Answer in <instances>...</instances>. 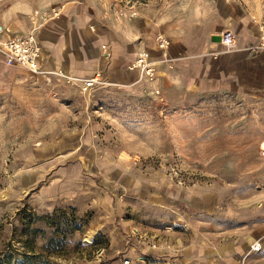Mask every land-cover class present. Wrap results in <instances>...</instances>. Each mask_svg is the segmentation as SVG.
<instances>
[{
  "label": "rangeland",
  "instance_id": "obj_1",
  "mask_svg": "<svg viewBox=\"0 0 264 264\" xmlns=\"http://www.w3.org/2000/svg\"><path fill=\"white\" fill-rule=\"evenodd\" d=\"M6 2L38 10L45 26L65 6L84 2L86 30L99 36L84 41L81 74L62 71L86 77L98 69L109 81L111 56L103 57L101 45L112 54L117 33L130 36L190 7L204 11L206 24L196 29L204 38L192 40L201 50L173 58L168 48L152 80L129 77L82 91L45 68L10 67L0 81V260L264 264V49L257 47L264 0ZM242 16L259 34L239 33ZM224 30L236 42L228 52L219 44ZM138 38L128 41L127 54L139 49ZM153 38L150 53L158 51ZM185 58L206 60L185 71L202 74L205 91L183 93L172 80L163 94L161 68ZM224 59L216 84L217 73L207 78L209 61ZM255 240L262 246L256 253L249 250Z\"/></svg>",
  "mask_w": 264,
  "mask_h": 264
},
{
  "label": "crops",
  "instance_id": "obj_2",
  "mask_svg": "<svg viewBox=\"0 0 264 264\" xmlns=\"http://www.w3.org/2000/svg\"><path fill=\"white\" fill-rule=\"evenodd\" d=\"M84 4V2H79L71 7L68 5L65 6L67 12L61 14L60 17L51 21L48 25L45 26L44 24L38 30V38L43 49L42 65L46 70H65L73 74L82 73L85 63L88 62L87 55L84 51V41L91 37V39H95V37L97 38L99 36L94 34L91 36V32L86 30V22H88L89 18L85 15ZM189 11L188 14H184L181 17H176V15L166 16L163 23L158 22L159 25L157 26L155 23H153V26L148 25L147 27V25H145L139 32H133L130 36L128 34H123L122 36L121 34H118L117 32L116 34L114 32V35L116 34L117 36L118 42L114 39L112 43L113 52L106 69L107 75L111 80L109 82L113 84L118 81H123L124 79L127 80L129 77H134L135 80H138V71L128 70L125 66V63H127L134 54H127L126 49L131 47L127 43L136 36H140V38H138L140 42L139 48H150L151 40L148 44L149 41L147 38L149 37L152 39L157 33H162L171 40V45L169 47V54L172 55L171 57L175 54H183L184 56L197 54L203 45L193 49L192 40H194L195 37L200 36L201 38H204V35L202 33L199 34L196 29H203L206 24V15L203 13L204 11H202V9H197L195 7H190ZM30 16L31 14H29V10L23 8L19 3H8L6 0H0V25L6 29L1 37L10 38L26 33L30 24ZM226 17L227 23H229V18L231 17L229 15ZM232 17L235 16L232 15ZM239 21L241 24L239 26L240 34H259L258 24L249 22L245 16H242V19ZM145 23L149 24L150 22L147 20ZM111 33L113 32L111 31ZM157 52L158 51L151 50V55L159 57L160 54ZM238 55L244 59L248 58L244 53ZM199 61L203 62L206 66L205 59L198 60L197 58H185L184 60L176 59V62H174L171 69L161 68V72H163L162 75H164L159 79L162 85V93H166L167 90H165V87L171 83L170 81L172 80L175 81V84H173L174 87H176V85L180 87L183 86V89L188 91H183V93L196 94L198 91H200L199 93L204 92L205 90L202 89V84L200 82L198 83V80H202L204 76L200 74L194 78L188 75L186 76L185 72L186 70L191 69V66L199 65ZM209 62L213 66L208 70L210 75L207 76V78H212L214 74L217 73L214 76L216 79L215 83L217 84L222 77V75L218 74L220 73L219 63L227 61L224 59L223 61H218L216 63L213 61ZM10 67L14 66H7L4 63V57L0 52V81H3L6 75L11 72ZM196 70L204 71L203 68L202 70L200 68ZM221 71L222 73L227 72L222 67ZM194 87H196V89L198 87V89L195 90ZM211 89H209V91L206 90L205 93L212 92Z\"/></svg>",
  "mask_w": 264,
  "mask_h": 264
},
{
  "label": "built area",
  "instance_id": "obj_3",
  "mask_svg": "<svg viewBox=\"0 0 264 264\" xmlns=\"http://www.w3.org/2000/svg\"><path fill=\"white\" fill-rule=\"evenodd\" d=\"M47 20V16L38 10H34L30 16V24L27 32L10 38L1 37L6 29L0 25V52L7 66L24 68L32 73H43L45 71L42 65L43 49L38 38V30ZM153 40L155 49L161 52L160 58L153 57L145 48H139L127 63L126 68L128 70H138L140 79H154L160 63L168 60L167 51L170 46V40L162 33L156 34ZM219 44L225 52L235 49L236 42L233 32L231 30H224L220 34ZM257 47L264 49V32L260 36ZM101 48L103 57L109 59L111 56L109 46L102 44ZM49 73L58 76L67 83L77 85L82 91L89 90L100 84H110L106 74L101 70H96L86 77L74 76L62 70H50ZM261 247V242L255 240L250 244L249 250L250 252L256 253L261 250Z\"/></svg>",
  "mask_w": 264,
  "mask_h": 264
},
{
  "label": "trees",
  "instance_id": "obj_4",
  "mask_svg": "<svg viewBox=\"0 0 264 264\" xmlns=\"http://www.w3.org/2000/svg\"><path fill=\"white\" fill-rule=\"evenodd\" d=\"M11 254L10 255H7L6 257H5V259L4 260H0V264H10L11 262ZM27 259H25V261H22V262H17V264H27Z\"/></svg>",
  "mask_w": 264,
  "mask_h": 264
},
{
  "label": "water",
  "instance_id": "obj_5",
  "mask_svg": "<svg viewBox=\"0 0 264 264\" xmlns=\"http://www.w3.org/2000/svg\"><path fill=\"white\" fill-rule=\"evenodd\" d=\"M85 241H88V239H87V238H85Z\"/></svg>",
  "mask_w": 264,
  "mask_h": 264
},
{
  "label": "bare ground",
  "instance_id": "obj_6",
  "mask_svg": "<svg viewBox=\"0 0 264 264\" xmlns=\"http://www.w3.org/2000/svg\"><path fill=\"white\" fill-rule=\"evenodd\" d=\"M168 62V61H167Z\"/></svg>",
  "mask_w": 264,
  "mask_h": 264
}]
</instances>
